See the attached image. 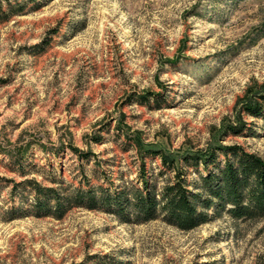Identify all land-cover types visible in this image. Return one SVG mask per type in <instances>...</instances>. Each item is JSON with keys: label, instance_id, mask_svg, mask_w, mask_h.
Returning a JSON list of instances; mask_svg holds the SVG:
<instances>
[{"label": "rangeland", "instance_id": "1", "mask_svg": "<svg viewBox=\"0 0 264 264\" xmlns=\"http://www.w3.org/2000/svg\"><path fill=\"white\" fill-rule=\"evenodd\" d=\"M263 88L264 0H35L0 17V264H264V219L186 232L85 209L38 218L14 191L53 179L115 190L142 161L157 175L161 157L141 146L180 158L240 145L264 159V130L243 109Z\"/></svg>", "mask_w": 264, "mask_h": 264}, {"label": "trees", "instance_id": "2", "mask_svg": "<svg viewBox=\"0 0 264 264\" xmlns=\"http://www.w3.org/2000/svg\"><path fill=\"white\" fill-rule=\"evenodd\" d=\"M34 2L0 0V17L9 19L25 14ZM4 4L7 11L3 9ZM254 93L246 95L243 109L249 117L257 120L253 125L260 123L261 130H264V88L256 95ZM150 95L146 94L142 99L148 100ZM246 128L247 124L229 127L235 135L242 134ZM141 149V158L160 156L163 167L157 175H149L142 161L136 180L115 190L103 186L88 189L65 186L53 179L58 187L26 180L17 184L14 191L21 189L29 193V214L38 218L61 220L74 209H85L115 215L121 222L129 224L162 221L186 232L224 216L245 222L264 219V159L257 154L247 152L240 145L208 148L182 154L180 158L161 149H144L142 146ZM72 151L81 159L92 156L91 152L75 147ZM219 152L223 161L219 160ZM12 158L20 163L24 154ZM187 168L197 172L192 181L187 178ZM159 176L167 177L162 186L158 182ZM18 211V208H11V219L17 218Z\"/></svg>", "mask_w": 264, "mask_h": 264}]
</instances>
